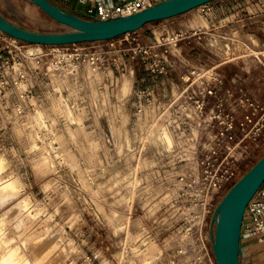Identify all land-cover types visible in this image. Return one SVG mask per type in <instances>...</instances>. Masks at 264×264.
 <instances>
[{
    "label": "rangeland",
    "instance_id": "1",
    "mask_svg": "<svg viewBox=\"0 0 264 264\" xmlns=\"http://www.w3.org/2000/svg\"><path fill=\"white\" fill-rule=\"evenodd\" d=\"M0 11L34 30L70 29L31 0H0ZM206 11L187 12L199 23L64 46L0 29V185L18 191L0 203V264L12 251L29 264H211L202 161L219 125L188 105L219 83L223 43ZM242 37L235 56L256 54Z\"/></svg>",
    "mask_w": 264,
    "mask_h": 264
},
{
    "label": "water",
    "instance_id": "2",
    "mask_svg": "<svg viewBox=\"0 0 264 264\" xmlns=\"http://www.w3.org/2000/svg\"><path fill=\"white\" fill-rule=\"evenodd\" d=\"M64 31H39L19 25L0 11V29L10 36L39 45H67L111 40L145 25L171 18L215 0H163L137 13L101 19L61 7L55 0H31ZM264 183V154L222 195L211 218V239L217 264H242L241 234L246 208Z\"/></svg>",
    "mask_w": 264,
    "mask_h": 264
},
{
    "label": "built area",
    "instance_id": "3",
    "mask_svg": "<svg viewBox=\"0 0 264 264\" xmlns=\"http://www.w3.org/2000/svg\"><path fill=\"white\" fill-rule=\"evenodd\" d=\"M78 1L91 3L82 13L107 19L137 13L163 0H123L121 3H116L112 0ZM207 5L208 3L202 7H207ZM131 33L129 32L124 35L128 36ZM228 49H230V46H228ZM228 55V57H234L232 51H228ZM192 73L195 74L196 71ZM218 82L217 84L208 83L202 87L201 93L203 98L201 100H195V95H191V101L188 102V105H193V102L196 101L203 110L208 108V115L212 118V122L219 125L218 132L215 135L218 139V148L208 149L205 159L202 161L205 165L202 183L205 185V195L209 199L208 202L210 204L208 213L214 212L211 203L215 199H218L237 180L242 170L241 158L236 155L238 147H244L245 152L250 154L252 149L256 150L264 146V105L252 99L249 95L244 94L242 101L246 106V111L238 118L226 106L227 101L220 92V77H218ZM212 96L217 97V100L212 105H209L207 98ZM228 96L235 97L231 89L228 90ZM236 125L239 126L242 134L237 141L233 142L231 140L234 138L233 129ZM242 153L244 152L242 151ZM199 230L204 256L210 260L211 264H216L214 251L207 246L205 237L203 236V227ZM210 231L209 238L211 239ZM250 237H257L259 241L264 243V183L251 199L245 211L241 239Z\"/></svg>",
    "mask_w": 264,
    "mask_h": 264
},
{
    "label": "crops",
    "instance_id": "4",
    "mask_svg": "<svg viewBox=\"0 0 264 264\" xmlns=\"http://www.w3.org/2000/svg\"><path fill=\"white\" fill-rule=\"evenodd\" d=\"M55 1L80 12L85 11L91 5V3H82L78 0ZM112 1L123 2V0ZM212 3L211 5L209 2L207 7L203 8L208 9L203 15V20L206 23H218L219 40L223 43V47L222 45L219 47L218 63L221 79L220 92L227 101L228 110L239 118L246 111V106L242 101L244 94L264 105V0H217ZM198 16L187 15L186 12L154 23H199ZM243 34L250 35L251 39L256 42L254 45L258 49L256 54L243 53L235 56L234 43L236 41L242 44L249 43L242 37ZM228 46L234 57H228V51L231 52ZM232 64L239 67L233 69L230 67ZM229 89L234 92L235 97L228 96ZM241 134L239 126L236 125L233 129L234 138L231 141H237ZM260 149H264V146ZM241 151L245 152V148L241 147ZM241 247L242 264H264V243L257 237L242 238Z\"/></svg>",
    "mask_w": 264,
    "mask_h": 264
},
{
    "label": "bare ground",
    "instance_id": "5",
    "mask_svg": "<svg viewBox=\"0 0 264 264\" xmlns=\"http://www.w3.org/2000/svg\"><path fill=\"white\" fill-rule=\"evenodd\" d=\"M18 191H17V188L14 184L13 181L9 180L3 184L0 185V203L7 197L10 195H14L16 194ZM15 196V195H14ZM13 198V197H12ZM7 199V198H6ZM5 201V200H4ZM25 205L24 201L20 200V204L19 206L20 207H23ZM19 206L16 205V207L19 208ZM15 208V207H14ZM17 208V209H18ZM21 209V208H19ZM18 212V211H17ZM12 214V213H11ZM22 220V219H21ZM19 223V222H18ZM8 255V254H7ZM7 257V256H6ZM25 261L22 260L21 261H18L17 258H16V254L14 251H12L9 255V257L5 260H3L2 264H29L28 262H25Z\"/></svg>",
    "mask_w": 264,
    "mask_h": 264
},
{
    "label": "trees",
    "instance_id": "6",
    "mask_svg": "<svg viewBox=\"0 0 264 264\" xmlns=\"http://www.w3.org/2000/svg\"><path fill=\"white\" fill-rule=\"evenodd\" d=\"M57 2V1H56ZM58 3V2H57ZM61 7H64V8H66V9H69V10H72V11H74V12H77V13H79V14H83L82 12H80V11H77V10H74V9H72V8H69V7H67L66 5H63V4H61V3H58ZM152 23H154V22H152ZM264 154V149H257V150H255V151H251L250 152V154H249V159L250 160H252V163L251 164H249L248 166H244V167H242V170H241V172L239 173V175H238V178L240 177V176H242L255 162H257L260 158H261V156ZM237 178V179H238ZM218 200H220V197H219V199Z\"/></svg>",
    "mask_w": 264,
    "mask_h": 264
}]
</instances>
